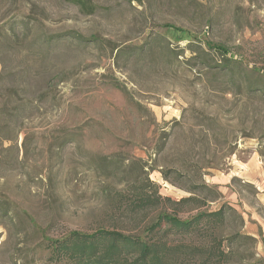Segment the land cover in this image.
I'll return each mask as SVG.
<instances>
[{
	"label": "rangeland",
	"instance_id": "obj_1",
	"mask_svg": "<svg viewBox=\"0 0 264 264\" xmlns=\"http://www.w3.org/2000/svg\"><path fill=\"white\" fill-rule=\"evenodd\" d=\"M75 1L0 0V264L98 230L264 264V0Z\"/></svg>",
	"mask_w": 264,
	"mask_h": 264
},
{
	"label": "trees",
	"instance_id": "obj_2",
	"mask_svg": "<svg viewBox=\"0 0 264 264\" xmlns=\"http://www.w3.org/2000/svg\"><path fill=\"white\" fill-rule=\"evenodd\" d=\"M74 4L85 14L93 13L87 2L77 0ZM218 47L225 56L227 51L221 46ZM195 201L194 197H188L179 203L183 205ZM224 216L222 208L201 212L192 219L186 220L163 213L157 217L156 223L154 222L150 228L151 231L155 229L161 231L165 228L170 230L168 232H190L207 219L221 223ZM44 242L46 248L49 249L50 257L56 264H168L172 254V249L165 243L107 230H98L93 234L70 231L60 239H46ZM207 254L210 257L211 250Z\"/></svg>",
	"mask_w": 264,
	"mask_h": 264
}]
</instances>
